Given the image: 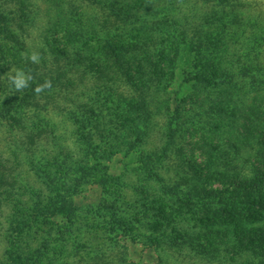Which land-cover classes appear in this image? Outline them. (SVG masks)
<instances>
[{"label": "trees", "instance_id": "1", "mask_svg": "<svg viewBox=\"0 0 264 264\" xmlns=\"http://www.w3.org/2000/svg\"><path fill=\"white\" fill-rule=\"evenodd\" d=\"M9 1L19 7L0 11L3 23H15V14L20 13L30 26L41 12L37 0ZM60 1H65L67 8L62 3L61 10H44L51 16L40 35V63H33L30 56L16 59L25 76H31L29 93L35 94L38 85L50 81V88L67 101L64 111L86 130L91 116L102 125V111L93 108L99 105L100 93L124 90L122 101L129 103L131 112H111L109 117L113 124L126 125V130L130 127L127 134L143 143L157 95L169 87L188 84L187 93L177 91L174 98L165 100L167 143L172 141L171 145L184 153L174 136L183 135L185 102L196 98L199 110L195 116L216 117V131L221 129L217 120H227L224 130L230 135L225 150L221 140L211 148L216 149V162L213 153L204 162L182 159L185 176L181 184L192 186L182 198L168 188L164 198L156 193L149 199L148 210L156 218L149 227L161 234L150 238L167 245L173 258L178 254L207 256L219 263L264 264V8L254 13L250 0H77V5L72 0ZM2 5L4 2L0 8ZM31 9L35 10L29 16ZM23 22L19 32L10 31L7 25L8 36L18 40ZM70 52L79 57L82 69L66 68L60 62L61 57L70 61ZM90 75L96 81L92 85ZM86 84L88 90L78 95L87 100L74 104V89ZM95 84L100 89L93 94ZM205 101L208 109L202 106ZM99 126L95 125V130ZM244 137L247 142H241ZM240 143L248 147L252 173L238 171L231 162L232 155L243 152ZM170 146H164L163 153ZM150 156L152 163L161 154ZM195 172L200 176L191 185ZM217 181L220 185L216 187ZM15 251L12 247L10 261L20 264ZM164 261L160 258L158 264Z\"/></svg>", "mask_w": 264, "mask_h": 264}, {"label": "rangeland", "instance_id": "2", "mask_svg": "<svg viewBox=\"0 0 264 264\" xmlns=\"http://www.w3.org/2000/svg\"><path fill=\"white\" fill-rule=\"evenodd\" d=\"M37 1L41 12L30 26L22 21L20 13L15 14L17 23L0 21L4 28L0 30V264H12L9 257L12 247L20 264H158L160 258L165 260L161 264H230L227 260L211 261L207 256L190 258L177 254L173 258L167 245H158L150 238L160 231L149 227L148 223L156 218L147 206L156 193L164 198L163 192L170 191L168 188L171 193L180 194L179 199L192 189L181 184L185 176L182 159L192 157L204 162L213 153L216 162V149L211 148H216L219 140L223 144L221 149L227 147L230 135L224 130L227 120H217L221 129L216 131V117L211 114L196 117L197 98L187 100L183 135L174 136L175 144L183 148L181 154L177 146L171 145L172 141L167 143L165 139L164 107L165 100L174 98L177 91L187 93L188 84L169 87L157 95L143 143L135 135L127 134L130 127L126 130V125L113 124L109 117L111 112L119 115L131 112L129 103L122 101L124 90L100 93L99 105L96 103L93 108L102 111V125L91 116L86 130L64 111L67 101L57 89L45 88L33 95L28 87L17 91L10 79L21 71L16 59L33 53L39 55V63L42 59L38 53L42 44L40 35L51 16L49 12L44 14V10L67 8L65 1ZM250 1L255 8L253 12L264 8V0ZM0 2H4L0 8L3 13L19 7L9 0ZM72 3L77 5L79 1ZM22 22L24 29L18 40L9 37L5 27L19 32ZM71 55L70 61L61 57L60 62L66 68L78 70L82 66L79 57ZM89 78L92 85L95 80L91 75ZM87 86L76 87L72 95L84 93ZM98 87L91 92L94 94ZM81 93L74 95V104L87 100ZM174 104L172 99L171 109ZM202 106L208 109L209 103L205 101ZM98 123L100 126L95 130ZM166 145L171 146L165 154L162 148ZM239 145L243 152L232 155L231 162L238 166V171L252 173L248 147ZM153 152L161 157L151 163ZM145 160L149 167L144 165ZM199 176L200 172H195L190 184H196ZM218 184L217 181L214 186ZM159 200L165 204L164 199Z\"/></svg>", "mask_w": 264, "mask_h": 264}, {"label": "clouds", "instance_id": "3", "mask_svg": "<svg viewBox=\"0 0 264 264\" xmlns=\"http://www.w3.org/2000/svg\"><path fill=\"white\" fill-rule=\"evenodd\" d=\"M30 59L33 63H39V55L37 53H33L30 56ZM12 83L15 86V89L17 91H20L26 87H28V82L31 80V76H25V74L22 71H17L15 76L10 77ZM51 87V82L50 81H45L44 84L38 85L34 91L39 94L44 91L45 88H50Z\"/></svg>", "mask_w": 264, "mask_h": 264}]
</instances>
